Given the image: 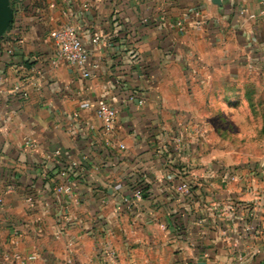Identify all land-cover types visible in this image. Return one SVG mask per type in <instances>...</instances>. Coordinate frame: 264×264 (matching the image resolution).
Returning <instances> with one entry per match:
<instances>
[{"label":"crops","instance_id":"crops-1","mask_svg":"<svg viewBox=\"0 0 264 264\" xmlns=\"http://www.w3.org/2000/svg\"><path fill=\"white\" fill-rule=\"evenodd\" d=\"M10 5L0 37V264H103L104 246L121 264L248 249L259 231L246 234L244 224L253 210L263 218V189L228 179L199 106L214 97L215 80H264V0ZM177 22L185 27H169ZM65 24L89 51V76L51 64L52 32ZM100 101L118 112L110 130ZM64 152L78 163L80 185L49 207ZM185 181L190 194L177 189ZM139 186L144 197L125 202Z\"/></svg>","mask_w":264,"mask_h":264},{"label":"rangeland","instance_id":"rangeland-1","mask_svg":"<svg viewBox=\"0 0 264 264\" xmlns=\"http://www.w3.org/2000/svg\"><path fill=\"white\" fill-rule=\"evenodd\" d=\"M210 93L214 97L199 106L204 116L201 120L208 128L209 147H214L224 169L233 170L239 180L251 179V189H263L259 201H263L264 209V80L259 75L253 80H215ZM259 210L264 215V210ZM259 220V233H254L259 237L248 235V249L239 245L238 250H233V245H227L224 255L219 250L200 258L192 256L162 264H264V216Z\"/></svg>","mask_w":264,"mask_h":264},{"label":"built area","instance_id":"built-area-1","mask_svg":"<svg viewBox=\"0 0 264 264\" xmlns=\"http://www.w3.org/2000/svg\"><path fill=\"white\" fill-rule=\"evenodd\" d=\"M144 21H148V17L144 18ZM185 24L182 22L170 23L169 27L171 28H184ZM98 38V37H96ZM52 39L56 46V52L54 57L51 60L52 65H57L61 62H64L70 66L79 68L84 70L83 75L89 76L90 72L87 70V66L89 64V51L84 44L77 28L72 24H65L58 28H56L52 32ZM138 102L140 104L143 103L142 99H139ZM99 117L103 120L104 126L107 130L113 128L116 123L118 112L117 110L107 101H100L97 109ZM203 129H201L202 131ZM203 132V131H202ZM204 133V132H203ZM181 139H179V143H181ZM29 143L33 149H35L36 144L32 139L26 140V144ZM121 148H125L123 144L120 145ZM55 154L58 156H62L63 152L60 149L55 151ZM65 154V152H64ZM66 160L63 165L57 171V175L53 178L55 182H57L52 189L54 196L50 197V200L46 203L47 206L53 207L57 203V201L64 194H72L79 188L80 181L77 177L76 167L78 163L75 159L72 158L70 153L65 154ZM261 175L264 178V167L261 168ZM228 179L235 180L237 175L234 174L233 170L227 169ZM59 182V183H58ZM177 189L184 194L191 193V183L189 181H185L177 186ZM1 191L6 192L9 191V188L3 189ZM144 197L143 187H135L132 191L131 196H127L124 198L125 202L132 201L131 199L140 200ZM3 197L0 196V210L3 206ZM239 203H242L239 201ZM252 210H249V213ZM255 210H253L252 214H249V218H247V222L244 224V229L246 234H252L259 230L260 228V220L255 217ZM72 245V243H70ZM15 258L22 262L26 260L36 259L35 255H22L15 254ZM97 258L103 264H121V260L117 252L111 248L110 246L101 247L97 252Z\"/></svg>","mask_w":264,"mask_h":264},{"label":"water","instance_id":"water-1","mask_svg":"<svg viewBox=\"0 0 264 264\" xmlns=\"http://www.w3.org/2000/svg\"><path fill=\"white\" fill-rule=\"evenodd\" d=\"M222 0H213L214 3L221 4ZM14 12L10 5V0H0V37L3 36L9 25L13 21ZM242 264H247L244 262Z\"/></svg>","mask_w":264,"mask_h":264}]
</instances>
